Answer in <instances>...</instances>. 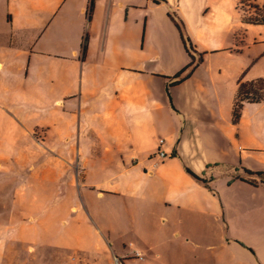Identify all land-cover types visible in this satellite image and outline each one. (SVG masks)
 Masks as SVG:
<instances>
[{
	"label": "rangeland",
	"instance_id": "374dc122",
	"mask_svg": "<svg viewBox=\"0 0 264 264\" xmlns=\"http://www.w3.org/2000/svg\"><path fill=\"white\" fill-rule=\"evenodd\" d=\"M196 5L195 27L205 18L214 29L215 49L242 46V52L226 51L232 58L212 53L223 68L216 89L231 84L239 65L237 84L264 82V0H196ZM207 5L210 12L203 11ZM172 14L182 22L172 11L165 14L168 24ZM5 18L3 2L0 44L12 37ZM161 29L169 50L170 34ZM185 32L192 44L195 38ZM195 37L204 42L203 31L195 28ZM181 48V64L173 56L161 60L169 71L166 85L178 66L180 74L189 64ZM25 63L0 52V264H264V184L244 175L264 173V104L244 103L237 123L231 119L230 128L211 133L202 125L199 138L183 127L176 150L186 146L193 158L202 153L208 171L216 172L213 180L201 175L205 186L189 180L176 152L177 157L157 160L164 165L149 179L142 201L126 191L100 198L82 186V171L89 167L88 182L109 178L119 157L111 151L89 157L82 168L80 77L72 72L60 85L59 77L19 72ZM256 164L261 172H251Z\"/></svg>",
	"mask_w": 264,
	"mask_h": 264
},
{
	"label": "crops",
	"instance_id": "0c3cea01",
	"mask_svg": "<svg viewBox=\"0 0 264 264\" xmlns=\"http://www.w3.org/2000/svg\"><path fill=\"white\" fill-rule=\"evenodd\" d=\"M3 2L6 18L2 23L8 24L12 37L9 42H5L6 38L1 42L0 52L14 53L15 58L26 62L18 65L19 72L59 77L60 85H65L72 72L80 77V106L85 117L82 168H87L89 157H102L110 151L119 157L109 178L88 182L89 167L82 171L83 187L96 190L100 198L126 191L127 195L142 201L149 179L163 164L156 159L159 149L166 157L172 154L177 157L178 153L194 184L206 185L201 175L213 180L211 177L216 172L208 171L206 156L198 153L193 158L186 146L178 151L175 147L183 127L187 128L188 136L199 138L202 125L209 133L232 125L237 74L242 73V66H237L238 73L231 76V84L219 91L215 82L223 68L212 53H226L225 58H232V52L226 51L242 52V46L228 43L226 48L215 49L216 39L211 32L214 29L207 25L205 18L195 27L200 18L196 0L158 3L153 0H0ZM171 10L181 17L185 31H190L195 38L194 42L191 39L192 46L201 55V63L188 79L179 84L177 79H171L166 85L169 71L161 60L173 56L178 58V64L183 61L178 33L172 22L166 21L165 14ZM211 10L210 5L203 8L204 12ZM173 14V21L178 23ZM22 22L27 25L24 27ZM161 27L170 34L169 50ZM195 28L197 32L203 31L204 42L195 37ZM0 36H4L2 30ZM195 53L192 56L197 59ZM174 66H178L177 62L171 68ZM180 68L173 71L175 77ZM259 104L264 101L256 105ZM154 163L157 165L152 167ZM255 167L251 172H261Z\"/></svg>",
	"mask_w": 264,
	"mask_h": 264
},
{
	"label": "trees",
	"instance_id": "16d2710c",
	"mask_svg": "<svg viewBox=\"0 0 264 264\" xmlns=\"http://www.w3.org/2000/svg\"><path fill=\"white\" fill-rule=\"evenodd\" d=\"M154 3H158L153 0ZM172 21V24L174 25V28L176 29L178 36L180 38V41L183 45V48L188 56L189 64L178 74L175 79H177L176 84L181 83L182 81L188 79L193 71L198 67V65L201 63V55H197L194 52V48L192 44L190 43L191 49H187L185 41H184V27L182 23L179 21L178 23L174 22L172 17L168 15ZM192 53H195L197 55V59H195L192 56ZM264 101V82L258 81V82H251L248 84H238L236 95L233 101L232 106V121L234 123H237L240 118V112L243 107V104H257ZM245 176L249 177H258L260 180L262 179V182L264 184V173H255L252 174L250 172L245 171ZM239 180H243L242 178L238 177ZM244 181V180H243ZM254 186L257 185V182H251Z\"/></svg>",
	"mask_w": 264,
	"mask_h": 264
},
{
	"label": "built area",
	"instance_id": "2783aa9c",
	"mask_svg": "<svg viewBox=\"0 0 264 264\" xmlns=\"http://www.w3.org/2000/svg\"><path fill=\"white\" fill-rule=\"evenodd\" d=\"M162 144H163V141L160 140L159 141V145H162ZM165 157H166V154L159 149V151L156 153V159L157 160H162ZM156 165H157V163H154V164H152V167L156 166ZM136 257L142 259V257L139 255V253H136Z\"/></svg>",
	"mask_w": 264,
	"mask_h": 264
},
{
	"label": "water",
	"instance_id": "95a60500",
	"mask_svg": "<svg viewBox=\"0 0 264 264\" xmlns=\"http://www.w3.org/2000/svg\"><path fill=\"white\" fill-rule=\"evenodd\" d=\"M154 1H156V2H162V0H154ZM184 41H185V44H186L187 49H191L190 42H189V40L187 39L186 35H184ZM173 80H175V78H174ZM169 83H170V82H169ZM169 83H168V84H169ZM175 148H176V147H175ZM175 148H174V152H175Z\"/></svg>",
	"mask_w": 264,
	"mask_h": 264
}]
</instances>
